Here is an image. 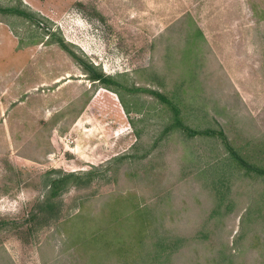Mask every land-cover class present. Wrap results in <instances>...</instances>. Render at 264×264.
<instances>
[{"label":"rangeland","instance_id":"1","mask_svg":"<svg viewBox=\"0 0 264 264\" xmlns=\"http://www.w3.org/2000/svg\"><path fill=\"white\" fill-rule=\"evenodd\" d=\"M7 6L31 17L0 12V205H20L0 214V264H145L105 240H77L99 228L134 245L144 205L161 234L182 239L164 264H264V178L228 165L218 138L163 134L170 111L126 93L131 83L172 92L186 124L222 129L264 164V0H0ZM81 61L126 74L122 91L140 111L127 114ZM93 167L28 221L48 178ZM113 210L126 225L114 226Z\"/></svg>","mask_w":264,"mask_h":264},{"label":"trees","instance_id":"2","mask_svg":"<svg viewBox=\"0 0 264 264\" xmlns=\"http://www.w3.org/2000/svg\"><path fill=\"white\" fill-rule=\"evenodd\" d=\"M0 12L8 13V14H15L19 16L31 17L30 14L26 13L23 9L18 8L17 6H7V7H0ZM34 20V19H32ZM196 36L203 37V32L200 28H196L195 34L193 37ZM60 46L67 50L71 56L77 60L79 57L68 49L65 45L64 41L60 42ZM83 68L88 72V79L90 81H96L100 83L101 87L108 89L115 94L118 95L120 103L124 109V111L129 114L132 111L139 112L140 110H132L129 107L128 102L126 101L124 91H122L123 84L120 80L126 76V74H121L117 77H113L110 75H105L98 70L96 66L91 63L81 61ZM130 89L126 91V93H137V92H147L155 97L159 103L163 104L168 111H170V118L168 122L165 124L162 133L167 134L171 131L179 130L181 133L186 134L188 137H198V136H206V137H214L220 139V142L223 144L227 151V155L225 156L224 160L227 159L228 165L237 168L238 170H242L247 174L253 175L255 177H262L264 178V164H258L255 162L248 161L243 155L239 154L231 142L228 140L226 134L222 129H213L211 127L205 128H197L194 126H190L185 122L184 110L182 109V103L175 98V95L171 92V95H167L159 90L152 89V88H143V87H135L134 83L130 84ZM134 124V122L132 123ZM97 169L93 167V169L86 170L83 172H66L61 173L58 172L56 176L48 178L45 186L47 187L46 194L44 198L37 203L38 210L34 213H31L29 216L28 221L31 219L33 220L37 217L38 213L41 209H52V205L54 201L60 195L62 189L66 187L68 184L79 185L82 183H87L96 173ZM55 171V170H54ZM57 172V171H55ZM219 206V204H218ZM112 212V219L114 221V226H124L126 224L125 221L128 217H121L120 212H116L113 210ZM246 216L251 212L250 209L246 211ZM116 213L115 215H113ZM214 216V213L211 212L209 219ZM131 226L136 230L137 236L135 237V243L130 244L120 238H117L115 244L113 239L109 238L107 231L96 229L90 232V234L80 235L77 234L78 240V247H84L87 249L90 246H93L97 243H104L105 245H113L116 249V252L123 256V253L128 251L134 252V257H138L141 263L145 264H164L166 260H168L169 256L179 248L180 242L182 239L174 238L169 240L166 234H161L159 228L155 224L154 213L152 212V208L148 205H144L142 207H135V211L133 214V221L131 222ZM2 227V222L0 221V228ZM131 227V228H132ZM196 238L202 239L207 237L205 231L200 230L195 235ZM80 239V240H79ZM148 240L150 241L148 243ZM126 245V246H125ZM99 247V246H98ZM101 248V247H99ZM140 248V249H139ZM135 259V258H134ZM123 261V260H122ZM119 261V262H122ZM126 262L128 260H125ZM137 261V263L139 262ZM136 264V260L134 263Z\"/></svg>","mask_w":264,"mask_h":264},{"label":"clouds","instance_id":"3","mask_svg":"<svg viewBox=\"0 0 264 264\" xmlns=\"http://www.w3.org/2000/svg\"><path fill=\"white\" fill-rule=\"evenodd\" d=\"M20 211V205L17 202H13L11 207H4L2 205H0V214H15L18 213Z\"/></svg>","mask_w":264,"mask_h":264}]
</instances>
